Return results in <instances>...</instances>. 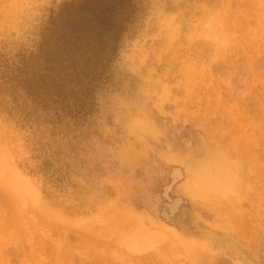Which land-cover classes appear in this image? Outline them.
Here are the masks:
<instances>
[{
	"label": "rangeland",
	"instance_id": "1",
	"mask_svg": "<svg viewBox=\"0 0 264 264\" xmlns=\"http://www.w3.org/2000/svg\"><path fill=\"white\" fill-rule=\"evenodd\" d=\"M137 1L73 117L0 109V264H264V0ZM65 3L0 0V51Z\"/></svg>",
	"mask_w": 264,
	"mask_h": 264
},
{
	"label": "trees",
	"instance_id": "2",
	"mask_svg": "<svg viewBox=\"0 0 264 264\" xmlns=\"http://www.w3.org/2000/svg\"><path fill=\"white\" fill-rule=\"evenodd\" d=\"M139 11L137 0L62 5L50 16L55 29L43 26V40L35 41L33 48L0 51L1 111L31 128L44 123L57 128L64 112L73 117L75 92L85 76L93 80L82 68L96 69L100 55L112 53Z\"/></svg>",
	"mask_w": 264,
	"mask_h": 264
},
{
	"label": "bare ground",
	"instance_id": "3",
	"mask_svg": "<svg viewBox=\"0 0 264 264\" xmlns=\"http://www.w3.org/2000/svg\"><path fill=\"white\" fill-rule=\"evenodd\" d=\"M215 166V165H214ZM213 173V172H212ZM8 176H9V174H8ZM219 176V175H218ZM208 177V176H207ZM211 178V177H210ZM230 178V177H229ZM13 179H15V177L13 178ZM218 180H219V178H218ZM230 181V180H229ZM215 182V181H214ZM213 182V185L212 184H210V185H208L207 187V189H203L202 191H204V193H206L207 194V196H217L218 195V193L219 192H213L214 190H216V191H219V190H225L224 188H221V186H219V184H216V182L214 183ZM4 183V182H3ZM211 183V182H210ZM3 188V187H2ZM206 188V187H205ZM9 195V194H8ZM220 197V196H219ZM239 225V224H238Z\"/></svg>",
	"mask_w": 264,
	"mask_h": 264
},
{
	"label": "clouds",
	"instance_id": "4",
	"mask_svg": "<svg viewBox=\"0 0 264 264\" xmlns=\"http://www.w3.org/2000/svg\"><path fill=\"white\" fill-rule=\"evenodd\" d=\"M132 134H134V135L136 134V131H135V129H134V128H133V130H132Z\"/></svg>",
	"mask_w": 264,
	"mask_h": 264
}]
</instances>
